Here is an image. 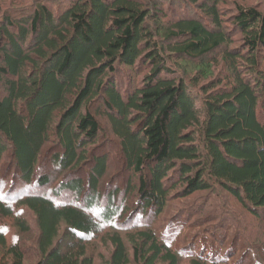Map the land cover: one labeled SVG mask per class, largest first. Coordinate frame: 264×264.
I'll list each match as a JSON object with an SVG mask.
<instances>
[{"label":"trees","instance_id":"1","mask_svg":"<svg viewBox=\"0 0 264 264\" xmlns=\"http://www.w3.org/2000/svg\"><path fill=\"white\" fill-rule=\"evenodd\" d=\"M11 1L0 264H95L102 242L106 264H264L237 215L203 216L215 195L264 224L263 5L234 2L226 22V0L171 18L161 0ZM118 165L126 184L107 188Z\"/></svg>","mask_w":264,"mask_h":264},{"label":"rangeland","instance_id":"2","mask_svg":"<svg viewBox=\"0 0 264 264\" xmlns=\"http://www.w3.org/2000/svg\"><path fill=\"white\" fill-rule=\"evenodd\" d=\"M14 1V0H13ZM27 1V0H26ZM30 0H28L29 2ZM243 2V3H247V4H259V5H263L264 8V0H226V3H221L220 4V10L222 12V16L225 18L226 22H230L229 21V16H231V14H233V8H234V2ZM17 2H20V0H17ZM161 4L164 7V11L167 13L168 18L173 17V15L178 14V12H189L191 11L192 13L196 12V9L194 7H188L187 10L185 8V4H182L180 0H161ZM12 3L11 0H0V10L5 9L6 6H9ZM176 8V9H174ZM227 26L228 23H227ZM240 41H237L236 44H239ZM126 74H130L129 71L126 72ZM113 152L112 154L115 156V154L117 153V149L115 147H112L111 149ZM116 151V152H115ZM118 157V156H117ZM115 156L116 161L119 163H121L120 159ZM118 166H115L110 172H117L122 171L121 169L118 168ZM128 179V173H126L125 171L121 172L120 178L118 179V181L114 182V183H110L108 184L107 188L110 187L114 188L116 186H125L126 181ZM106 185V184H105ZM41 191V189H40ZM39 191V193H40ZM67 196V195H66ZM68 197V196H67ZM197 197H203L202 194H195L191 197H189V200H195ZM215 197V195L212 196V198L210 197V202L209 204L205 207L204 211H203V216L204 217H208L209 214L212 213H221V212H225L228 213L230 215H237L238 221L240 222V220H243L247 225L248 228L246 230V232L248 233V235H246V237H249L250 242L253 243V247L252 251L256 252L258 247H262L264 245V224L262 221H258L255 218H253L251 215H249L248 213H246L240 205H237L235 202H231V206L230 208H227L226 210H223L225 207H223L222 203V199L221 197ZM21 210V212H19V214H21L23 217L25 216L26 219L30 222V224H32V232L30 233H26L23 235V238H33V236L36 233V228H35V217L34 215L27 210L26 208H21L19 209ZM202 214V213H201ZM11 218L10 220H3V222H5V225H7L6 231L7 234L9 236V242H15L16 239L20 238V233L18 231V228L15 226V219ZM2 222V223H3ZM32 243V242H30ZM250 244V243H249ZM248 244V245H249ZM111 244L107 243V242H102V244L99 243V246L97 248V257L95 258V264H106L107 260L110 259L111 257ZM261 251V250H258ZM32 259V258H31ZM37 259V257L35 256L34 259ZM29 260L27 262H30ZM26 262V263H27ZM183 262V263H182ZM181 264H189L186 261H182ZM25 263V264H26Z\"/></svg>","mask_w":264,"mask_h":264}]
</instances>
